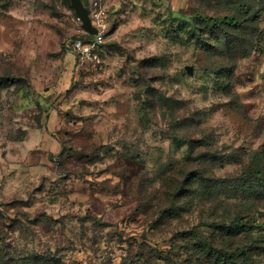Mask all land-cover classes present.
Returning <instances> with one entry per match:
<instances>
[{"label":"rangeland","instance_id":"obj_1","mask_svg":"<svg viewBox=\"0 0 264 264\" xmlns=\"http://www.w3.org/2000/svg\"><path fill=\"white\" fill-rule=\"evenodd\" d=\"M81 1L0 0V264H264V0Z\"/></svg>","mask_w":264,"mask_h":264},{"label":"trees","instance_id":"obj_2","mask_svg":"<svg viewBox=\"0 0 264 264\" xmlns=\"http://www.w3.org/2000/svg\"><path fill=\"white\" fill-rule=\"evenodd\" d=\"M240 6H246L244 5H240ZM242 9V8H241ZM244 10V8H243ZM245 12L246 11H242ZM240 10L230 16H225L220 20H217L215 18H204V21H210L214 26L216 27H221L223 29L224 32L226 31H231V32H235V31H239L242 27L245 26L246 21H255L257 15H252L250 18H245L246 14L241 15L242 13ZM86 37H90L89 35H86ZM236 45H238V41L236 42ZM235 224H238L237 220L234 221ZM236 252L240 255H246L245 252L239 248L236 249Z\"/></svg>","mask_w":264,"mask_h":264},{"label":"water","instance_id":"obj_3","mask_svg":"<svg viewBox=\"0 0 264 264\" xmlns=\"http://www.w3.org/2000/svg\"><path fill=\"white\" fill-rule=\"evenodd\" d=\"M70 4L74 10V13L76 17L80 20L81 22V29L90 36H94L98 33L97 29L92 25L89 12L88 10L84 7L83 3L81 0H70ZM185 71L187 73L191 72L190 68H185Z\"/></svg>","mask_w":264,"mask_h":264},{"label":"built area","instance_id":"obj_4","mask_svg":"<svg viewBox=\"0 0 264 264\" xmlns=\"http://www.w3.org/2000/svg\"><path fill=\"white\" fill-rule=\"evenodd\" d=\"M92 22V21H91ZM93 25V24H92ZM95 27V26H94ZM96 28V27H95ZM97 29V28H96ZM98 31V29H97ZM87 35V34H86ZM85 35V36H86ZM90 36V35H89ZM91 38V39H90ZM101 41L100 33L94 36L88 37H78L72 43L71 47L75 53H77L80 57L88 56L91 53V49L97 42Z\"/></svg>","mask_w":264,"mask_h":264}]
</instances>
